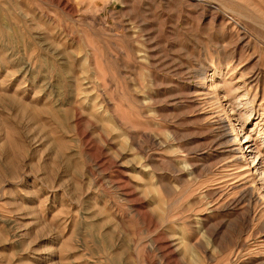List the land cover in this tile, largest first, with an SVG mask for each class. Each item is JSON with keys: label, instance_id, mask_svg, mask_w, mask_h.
I'll use <instances>...</instances> for the list:
<instances>
[{"label": "rangeland", "instance_id": "rangeland-1", "mask_svg": "<svg viewBox=\"0 0 264 264\" xmlns=\"http://www.w3.org/2000/svg\"><path fill=\"white\" fill-rule=\"evenodd\" d=\"M0 264H264V0H0Z\"/></svg>", "mask_w": 264, "mask_h": 264}, {"label": "bare ground", "instance_id": "bare-ground-1", "mask_svg": "<svg viewBox=\"0 0 264 264\" xmlns=\"http://www.w3.org/2000/svg\"><path fill=\"white\" fill-rule=\"evenodd\" d=\"M231 116V115H230ZM224 118V117H223ZM226 119V118H225ZM221 120H222V118H221ZM228 120H229V118H228ZM224 119H223V121H221L222 123H224ZM227 121V120H226ZM225 121V122H226ZM238 122V121H237ZM229 123V122H228ZM220 124V123H219ZM226 127V126H225ZM225 129V128H224ZM238 132V131H237ZM236 132V130H235V128H234V126L231 124V122L228 124V127L226 128V130H225V132H223V134H222V136H223V138L226 140V141H228V143H229V141H232V144H230L231 146L232 145H240L241 144V146L242 145H244L243 146V148L241 147L240 149H246L247 148V150H246V152L245 153H247V151H251V153L250 154H248L247 156H250L249 157V159H251V161L250 162H252L253 164H252V166L255 168V170L256 169H258V166H259V164H260V162H256V164L253 162L254 160H252V156L253 155H251L252 153H254V151H255V149H253V147H252V144H250L251 142L249 141V138L247 139V138H243L242 139V137H239V134ZM221 136V137H222ZM252 139V138H251ZM255 146V145H254ZM257 146V145H256ZM255 146V147H256ZM235 147V146H234ZM237 147V146H236ZM236 147L235 148H232L231 147V151L232 152H235L236 151ZM238 150V149H237ZM246 156V157H247ZM258 158V157H257ZM253 159H254V156H253ZM256 160V159H255ZM249 168V167H248ZM242 169V168H241ZM249 173V172H248ZM235 187V186H234ZM244 193H243V198H246L245 200H247V201H249L248 199H250V201H251V195H250V191L249 190H245V191H243ZM241 201V200H240ZM246 208V207H245ZM244 208V209H245ZM250 209V208H249ZM251 213V212H250ZM245 219V218H244ZM246 222V221H245Z\"/></svg>", "mask_w": 264, "mask_h": 264}]
</instances>
